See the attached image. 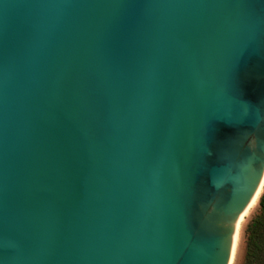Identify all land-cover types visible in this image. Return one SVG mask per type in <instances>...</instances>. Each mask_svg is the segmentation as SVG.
<instances>
[{
  "label": "water",
  "instance_id": "water-1",
  "mask_svg": "<svg viewBox=\"0 0 264 264\" xmlns=\"http://www.w3.org/2000/svg\"><path fill=\"white\" fill-rule=\"evenodd\" d=\"M264 190V0H0V264H232Z\"/></svg>",
  "mask_w": 264,
  "mask_h": 264
},
{
  "label": "trees",
  "instance_id": "trees-1",
  "mask_svg": "<svg viewBox=\"0 0 264 264\" xmlns=\"http://www.w3.org/2000/svg\"><path fill=\"white\" fill-rule=\"evenodd\" d=\"M247 257L245 264H264V196L260 210L246 229Z\"/></svg>",
  "mask_w": 264,
  "mask_h": 264
},
{
  "label": "rangeland",
  "instance_id": "rangeland-1",
  "mask_svg": "<svg viewBox=\"0 0 264 264\" xmlns=\"http://www.w3.org/2000/svg\"><path fill=\"white\" fill-rule=\"evenodd\" d=\"M264 196V193L263 195ZM260 210V203L259 205L253 210L249 220H248V223L246 225V228H245V231L243 233V236H242V239L240 241V244H239V248H238V254H237V258H236V261H235V264H245L246 262V257H247V236H246V229H247V226L249 225V223L251 222V220L258 214Z\"/></svg>",
  "mask_w": 264,
  "mask_h": 264
},
{
  "label": "bare ground",
  "instance_id": "bare-ground-1",
  "mask_svg": "<svg viewBox=\"0 0 264 264\" xmlns=\"http://www.w3.org/2000/svg\"><path fill=\"white\" fill-rule=\"evenodd\" d=\"M263 193H264V190H263V192H262V194H261V196H260V198H259V200H258V202H257V204H256V206H255V208L259 205ZM255 208H254V209H255ZM238 248H239V247H238ZM237 254H238V249H237V252H236V254H235V257H234V260H233L232 264H235V261H236V258H237Z\"/></svg>",
  "mask_w": 264,
  "mask_h": 264
}]
</instances>
